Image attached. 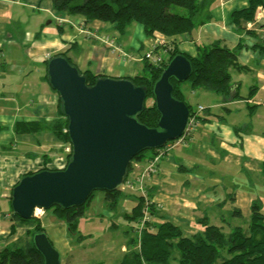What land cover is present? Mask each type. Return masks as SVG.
<instances>
[{
    "label": "crops",
    "instance_id": "1",
    "mask_svg": "<svg viewBox=\"0 0 264 264\" xmlns=\"http://www.w3.org/2000/svg\"><path fill=\"white\" fill-rule=\"evenodd\" d=\"M201 1L203 15L209 14L211 19L194 27L191 33L179 36L177 48L196 55L197 45L218 39L231 49L240 44L236 55L247 70L233 72V90L238 88L239 98H223L212 104L219 108L218 115L214 116L217 122L209 116L211 113L197 122L198 129H205L210 139L198 140L195 146L204 147L203 151L208 154H227L235 162H241L242 155L245 156L248 162L242 166L258 178L264 152V130L254 127L252 112L249 114L253 109L248 106L264 101V6L259 8L256 20L248 22L250 26L246 24V28L253 30L249 34L230 20L231 12L246 7L248 0ZM178 3L176 7L181 9V0ZM162 41L159 33L145 36L140 23H131L124 33H117L102 20L85 23L81 15L56 11L51 0H0V250L20 236L17 232L26 230L19 227L15 234L9 233L12 187L31 168L36 170L44 161L53 167L54 159L66 154L65 145L52 132L17 133L13 129L17 121L57 117L59 97L42 78L44 59L65 52L81 71L90 69L96 74L121 78L143 72L146 60L143 57L147 52L167 57L169 52L165 49L154 51ZM254 85L253 95L249 96ZM236 103L246 105L248 113L245 116L249 121L233 127L228 124L226 115L230 105ZM260 106L264 108V104ZM257 119L264 126V116L257 114ZM194 139V135L191 136L187 145ZM59 147L63 148L61 152L57 151ZM172 151L162 157L158 170L148 174L151 178L145 183L157 209L151 217L153 220L169 219L186 234L195 232L200 227L197 220L204 215L209 217L205 211L216 202V195H210L211 186L204 185L210 180L236 186L234 193L242 211L249 207L253 191L264 197V190L254 189L255 185L219 177L194 166L184 156L171 154ZM103 214L109 218L113 216L105 210ZM121 250L124 254L120 262L130 252L128 246H122ZM129 259L131 261V256Z\"/></svg>",
    "mask_w": 264,
    "mask_h": 264
},
{
    "label": "trees",
    "instance_id": "2",
    "mask_svg": "<svg viewBox=\"0 0 264 264\" xmlns=\"http://www.w3.org/2000/svg\"><path fill=\"white\" fill-rule=\"evenodd\" d=\"M53 7L58 12H65L68 15H81L84 22L98 19L109 23L117 33H124L131 23H140L143 26L144 34L147 37L159 33L163 36V41L154 48V51L165 49L168 51L167 57H161L159 62L149 61L145 55L144 71L129 78L134 85L143 86L147 90L146 99L142 111L137 115V120L147 127H157L160 114L155 106L153 86L160 77L163 69L176 54H183L191 63L192 72L189 78L183 82H188L190 88L202 89L223 98L237 99L240 97L238 88L233 90V72L246 71V65L242 64L236 55L239 45L231 49L224 41L218 39L208 44L197 45V54L191 55L180 51L177 48L178 37L184 33H191L194 27L205 23L211 19L208 14L203 15L204 4L201 0H181V12H171L170 5L174 0H51ZM262 7V0H248V5L231 12L230 20L240 30H245L249 34L253 30L246 28V23L254 22L257 12ZM171 43V44H170ZM169 46V47H167ZM264 49V44L262 45ZM63 55L68 61L73 63L65 52L53 54ZM44 59V70L42 78L48 81L46 73V63ZM77 67V66H76ZM86 77L88 86L94 84L95 80L104 74L93 73L90 69L81 71ZM173 85L172 95L184 101L192 114H196L197 122L203 121L210 114L211 107H203L200 114L198 110H193L186 100L181 83L175 78L170 79ZM254 86L249 90V96L253 95ZM248 98V97H246ZM150 99V104L146 101ZM264 104L248 106L250 109ZM57 117L52 120H21L14 125L17 133H35L49 131L64 145L70 143L67 125L68 119L63 114L61 101L58 98L56 103ZM253 110H249V114ZM62 147L57 149L62 151ZM154 149H147L135 155L128 165L126 178H132L136 169L133 161H150ZM70 152L65 154L68 161ZM260 175L264 181V152L260 159ZM145 183V182H144ZM254 188H256L254 186ZM235 190V189H234ZM232 193L231 214L237 218H242L243 211L238 205L235 193ZM95 192V191H94ZM92 192L86 202L82 205L71 208H61L53 206L50 210L60 218L65 219V225L69 230L85 213L86 205L89 204ZM122 188L113 191H103V201L107 211L115 212L118 208L122 196ZM142 193H132L135 204L130 208L126 217L133 218L137 222L146 217L142 226H133L135 236L128 241L136 248L130 250L120 264H264V203L261 195L251 193L249 199V215L245 225H231L228 223V230L222 224L210 222L207 215L197 220L199 228L191 234H186L183 229L174 221L162 218L159 221L151 217L156 214V205L152 201V192L148 190ZM11 200V195L9 196ZM235 202L237 205H235ZM219 203H217L218 205ZM220 205V204H219ZM30 219H25L10 212L9 233L13 235L19 227H25V232L18 236L11 244L0 250V264H44L42 254L34 245V234L45 231L41 224L31 223ZM86 236V235H84ZM79 235V237H84ZM138 244V248H137ZM135 247V246H134ZM178 251L174 255V250ZM131 256V261L129 259ZM88 264H101L99 260H93Z\"/></svg>",
    "mask_w": 264,
    "mask_h": 264
},
{
    "label": "water",
    "instance_id": "3",
    "mask_svg": "<svg viewBox=\"0 0 264 264\" xmlns=\"http://www.w3.org/2000/svg\"><path fill=\"white\" fill-rule=\"evenodd\" d=\"M191 72V63L183 54L170 59L153 86L158 125L147 127L137 120L147 95L143 86L129 78L103 75L88 86L85 75L65 56L48 58V83L68 119L71 154L63 169H41L21 176L11 190L12 212L30 219L35 208H71L82 205L96 190L121 188L135 155L182 135L190 111L172 95L170 79L183 82ZM33 241L44 264H60V253L45 231L34 234Z\"/></svg>",
    "mask_w": 264,
    "mask_h": 264
},
{
    "label": "rangeland",
    "instance_id": "4",
    "mask_svg": "<svg viewBox=\"0 0 264 264\" xmlns=\"http://www.w3.org/2000/svg\"><path fill=\"white\" fill-rule=\"evenodd\" d=\"M177 4L179 5L178 0H174L169 7L171 12L180 13L182 11L176 7ZM181 88L186 100L189 102L193 110H198L200 114H203V112L199 110V106L211 107V115L209 116L217 122L214 116L218 115L219 108L212 107V104L223 100V96L202 89L191 90L188 82L181 83ZM241 92H243V90ZM150 102L151 100L147 99V105L150 104ZM247 113L248 110L244 103L230 105V110L227 111L226 115L228 118V124L236 127L247 123L249 121V118L245 116ZM257 114L264 116V108L261 106L255 107L251 116L254 120L252 122L254 127L257 128L260 126L262 127L261 130H264L263 122L258 121ZM193 135L195 139L191 145H187L188 141L182 143L173 148L171 154L175 156H184L194 166L216 173L219 177H228L232 180L238 179L247 183L249 182L252 185H255L256 188L254 189L260 188L264 190V181L260 173L257 178L254 173L247 171L242 166L248 162L245 156L241 154L242 161L235 162L234 159L227 154H219L218 156L212 153L208 154L203 151L204 147L195 146V143L198 140L204 141L207 138L210 139L206 134V130L198 129L196 124ZM68 145L71 146L70 143ZM41 169L51 168L47 162L44 161L36 170L31 168L23 175L31 174ZM135 169L136 171L132 175V180H136L141 173V168L135 166ZM150 178L151 176L149 175L144 177L143 183L149 182ZM205 180H209V178H206ZM204 185L211 186V196L216 195V202L205 211L209 213L211 223L222 224L226 227V230H228V223L231 225H245L249 215L248 208L243 210L244 216L242 218H237L231 214L233 206L231 196L233 190L236 189V186H231L230 184L222 183L221 181H216L214 183L212 180ZM132 190L134 189L122 187L123 192L118 208L115 212H110L113 213L111 218L103 214L104 210L105 212L107 211V207H105L103 201V191L96 190L91 197L89 204L86 205L84 215L79 217V220L73 226L72 230L67 228L64 218H60L50 209H37L30 220L33 225L40 223L44 228L52 245L60 253V264H88L93 260H99L101 264H120L121 256L124 254L121 250L122 246H128L129 250L136 248V244L134 247L128 243L129 239L135 236L131 225L139 227L144 223L143 218L139 219L137 222L133 218L125 216V213H129L130 208L135 204V198L131 194L135 192L140 193ZM145 193L146 192H144V194ZM252 193L256 192L253 191ZM261 198L262 203H264V197L261 196ZM217 203L220 205H217ZM235 205H237L236 202ZM22 232L23 231H21V233L17 232L16 235H22L24 233ZM79 235L86 236L79 237ZM177 254L178 251L175 249L174 255Z\"/></svg>",
    "mask_w": 264,
    "mask_h": 264
},
{
    "label": "built area",
    "instance_id": "5",
    "mask_svg": "<svg viewBox=\"0 0 264 264\" xmlns=\"http://www.w3.org/2000/svg\"><path fill=\"white\" fill-rule=\"evenodd\" d=\"M246 24H247V26H250V23H246ZM145 57L150 59L152 62H159L161 60V58L158 57L157 55H154L153 52L145 53ZM202 108L203 107L199 106V110H201ZM196 124H197L196 114L191 115V113H190V115L188 117L187 124H186L184 131L180 137L176 138L175 140H170V141L166 142L160 148H155L152 152V157H151L150 161H148V162H144L143 160L133 161V166L141 168V173H140L139 177L136 178V180H132V178L125 179L121 188L127 187L130 189H134L132 191H138V192L144 194V192L146 191L145 183H143L144 177H146L150 173H155L158 170V164L161 161L162 157L166 153L170 152L173 148L179 146L180 144L187 142L191 138V136L194 133ZM64 150H65V153L71 152V146L65 145ZM66 163H67V161L65 159V155L59 156V157L54 159V166L50 167V168L51 169H63L65 167ZM143 186H144V188H143ZM37 209H41V208H35L33 211V214H35V211ZM145 219H146V217L143 218V221Z\"/></svg>",
    "mask_w": 264,
    "mask_h": 264
},
{
    "label": "clouds",
    "instance_id": "6",
    "mask_svg": "<svg viewBox=\"0 0 264 264\" xmlns=\"http://www.w3.org/2000/svg\"><path fill=\"white\" fill-rule=\"evenodd\" d=\"M50 57H51V56H50ZM50 57H49V58H50Z\"/></svg>",
    "mask_w": 264,
    "mask_h": 264
}]
</instances>
